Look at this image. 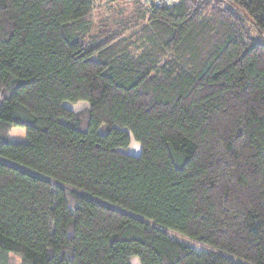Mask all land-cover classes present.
<instances>
[{
	"label": "trees",
	"instance_id": "obj_1",
	"mask_svg": "<svg viewBox=\"0 0 264 264\" xmlns=\"http://www.w3.org/2000/svg\"><path fill=\"white\" fill-rule=\"evenodd\" d=\"M97 1L0 0V264H264V0Z\"/></svg>",
	"mask_w": 264,
	"mask_h": 264
},
{
	"label": "rangeland",
	"instance_id": "obj_2",
	"mask_svg": "<svg viewBox=\"0 0 264 264\" xmlns=\"http://www.w3.org/2000/svg\"><path fill=\"white\" fill-rule=\"evenodd\" d=\"M122 2V1H121ZM121 2L117 4L116 0H98L96 2L94 14H93V21L96 24V31H98L102 24L99 23V19H105L108 18V15L113 13L114 15H118L120 18H125L123 15H125L126 10H122V7H115V5H119ZM130 7L132 6V2H129ZM121 5H126V3L122 2ZM111 15L110 17H112ZM112 19H116V17H112ZM67 107L71 108L72 110L83 113L85 110H87V107L89 106L87 102L80 101L76 104L74 103H65ZM9 139L13 142H26V129L24 127H13L10 131ZM126 152L132 153V154H139L140 153V144L136 142L134 139H132L130 146L126 150ZM11 258L15 261L14 264H20V258L17 255H11ZM131 264H140V261L137 257H133L131 259Z\"/></svg>",
	"mask_w": 264,
	"mask_h": 264
}]
</instances>
